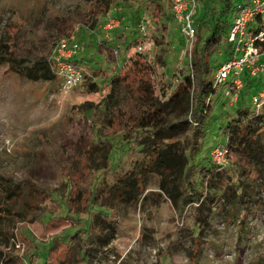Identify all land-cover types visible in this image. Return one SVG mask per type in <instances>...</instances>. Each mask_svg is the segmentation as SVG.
<instances>
[{"label": "trees", "instance_id": "1", "mask_svg": "<svg viewBox=\"0 0 264 264\" xmlns=\"http://www.w3.org/2000/svg\"><path fill=\"white\" fill-rule=\"evenodd\" d=\"M117 1L92 0L78 17L74 12L71 15L58 8L47 9L37 19L44 25L50 17L55 25L51 32L41 35L36 34L31 22L11 19L10 26L0 33V64H7L12 72L29 81H54L57 69L51 56L58 43L69 38L71 31L80 23L96 29ZM121 1L129 4L133 0ZM205 1V11L197 18L190 73L169 88L158 76L165 63L161 54L151 55L149 60L147 54L136 51L139 36L133 43L126 40L125 47L130 45L133 52H125L122 64L112 68L108 74L109 82L103 85V91L109 89V93L96 107L101 116L97 118V122L101 121L98 123L100 127L93 124L87 131L91 141L84 155H80L85 158L84 167L74 171L72 167L57 162L55 178L46 184L31 177L0 175L6 190L5 199L9 203L5 207L8 219L42 225H61V221H67L72 225L70 230L63 229L51 237L49 244L43 245L45 256L42 264H53L52 258L57 255L59 247L63 257L57 259L58 264H71L72 261L93 264L94 260L100 264L108 260L110 254L106 245L119 235L122 219L129 216L131 210L141 209L154 195L149 191L153 185L161 191L157 193L158 197L164 194L169 198L181 216L188 204L196 205L199 212L209 203L221 210L230 205L232 213L238 200H243L244 193L239 192L241 184L218 180V172L223 167L216 165L211 157L201 156H205L201 151L204 126L211 115L218 90L214 81L220 65L215 64L212 53L223 38L227 43L231 23L223 16L236 9L232 0H219L225 4L213 26L211 21L217 8L213 0H209L210 3ZM140 5H136L137 10L142 9ZM157 5L155 14L160 16L163 4L159 2ZM8 27L14 30V34ZM252 29L254 32L264 31V20L258 18ZM166 30L167 26H164L159 36L153 35L154 30H151L155 45L163 47L166 44ZM19 32H23L25 37L20 38ZM110 44H113L112 40L106 42V46ZM256 46L264 53V40L256 42ZM73 62L78 63L77 60ZM245 83L248 88L263 84L256 79H246ZM98 87L99 82L89 83L92 92H97ZM120 92H125L134 102L132 108L129 104L122 108L121 101L117 99ZM84 108L85 113H89L88 117L97 113L93 104L90 107L86 104ZM223 134L226 142L219 145H228L229 159L242 175L249 179L252 176L264 178V112L260 114L251 108L240 110L238 118L230 120ZM113 137H119L121 146L127 151L136 143L141 148L142 158L128 171L116 174L115 181L109 184L102 175L104 165L113 168L108 156L115 148L111 141ZM179 139H185V148L177 146ZM151 199L160 201L157 197ZM61 210L65 211V217L58 216ZM54 218L58 219L57 223H54ZM14 222L10 226L13 227ZM185 229L181 235L183 238L194 234ZM8 233L0 244L6 245L10 241ZM146 237L142 235L140 243L148 245L150 242ZM6 262L22 264L20 256L14 254H10ZM116 264L125 262H121L118 256Z\"/></svg>", "mask_w": 264, "mask_h": 264}, {"label": "rangeland", "instance_id": "2", "mask_svg": "<svg viewBox=\"0 0 264 264\" xmlns=\"http://www.w3.org/2000/svg\"><path fill=\"white\" fill-rule=\"evenodd\" d=\"M198 1L200 9L195 20L196 28L197 18L205 11L206 3L205 0ZM243 1L232 0L233 6ZM90 2L92 0H0V33L10 26L11 19L31 22L39 35L51 32L55 25L52 18H47L44 25L37 19L43 11L58 8L71 15L74 12L78 17L87 10ZM159 2L163 7L161 15L156 16L155 8ZM207 2L210 3L209 0ZM212 2L217 8L211 21L214 26L225 3L219 0ZM138 3L152 20L150 35L151 30H154L153 35L159 36L164 26H167L166 44L163 47L155 45L156 49L152 52L153 56L161 54L165 60L158 72L162 84L169 88L190 73L192 52L185 48L180 24L172 14L171 1L133 0L128 4L118 0L96 29L80 23L70 33L75 34L80 47L75 58L84 78L79 86L67 90L59 77L50 82L29 81L12 72L7 64H0V175L31 177L46 184L55 178L57 162L72 167L74 171L85 166V158L80 155H84L91 141L87 131L91 125L101 123L100 119L97 122L101 116L96 107L104 102V97L109 93V89L103 91V85L109 82L108 74L112 68L118 63L122 64L125 52H133L130 45L125 47L126 40L133 43L138 37L136 25L141 16L136 9ZM234 11V8L231 9L223 19L231 23ZM109 17L124 19L125 25L128 18H132L133 34L119 33V29L106 34L102 26ZM7 29L14 34L13 29ZM17 35L25 37L23 32ZM111 40L113 44L106 46V42ZM115 49L118 54L114 53ZM228 50L223 38L212 53L215 64L221 65L229 59ZM94 71L108 73L96 74ZM261 81L264 83V75L258 79V82ZM93 82L100 83L97 92L89 90V83ZM246 87L240 93L231 92V95L227 94V85L218 87L211 115L204 126L201 151L205 156H201L210 157V149L226 142L223 131L232 118H238L240 110L253 109L251 96L257 88ZM235 96L236 101L233 98ZM117 99L121 101L122 108L127 104L130 108L134 105L125 92H120ZM86 104L88 107L93 104L97 113L88 117L89 113H85L84 108ZM263 112L264 109L260 114ZM111 141L115 148L108 156L113 168L104 165L102 175V179L109 184L115 181L116 174L128 171L142 158L141 148L136 143H132L127 151L126 147L121 146L119 137H113ZM177 146L185 148V139H179ZM218 173V180L240 183L242 186L239 192L243 191L244 198L238 200L232 213L229 211L230 205L221 210L209 203L199 212L196 205L188 204L181 216L169 198L164 194L158 197L157 193L161 191L153 185L149 191H153L154 195H151L146 205L131 210V214L122 219L119 235L110 245H106L109 258L100 264H116L118 256L125 264H264V178H246L232 159H228ZM5 192L4 182L0 179V241L6 237V232L11 238L6 245L0 244V264H12L6 262L10 254L19 255L22 264H42L45 256L43 245L49 244L51 237L63 229L70 230L71 223L27 224L17 219L14 222L8 219L5 210L9 204ZM156 197L160 199L159 202L151 199ZM58 216L65 217V211H59ZM56 220L54 223H57ZM12 222L13 227L10 226ZM9 226L12 227L10 230ZM185 228L194 234L183 238L181 235L186 231ZM142 235L148 236V245L140 243ZM59 249L52 258L53 264H58L57 259L63 257ZM70 263L76 264L74 261ZM93 264L98 262L94 260Z\"/></svg>", "mask_w": 264, "mask_h": 264}, {"label": "built area", "instance_id": "3", "mask_svg": "<svg viewBox=\"0 0 264 264\" xmlns=\"http://www.w3.org/2000/svg\"><path fill=\"white\" fill-rule=\"evenodd\" d=\"M170 1L174 19L180 24V31L186 43L185 48L188 52H192L197 30L195 20L200 9L199 1ZM258 18L264 20V0H246L236 5L227 35L229 59L220 65L214 81L215 86L218 87L227 85L229 95L231 92L240 93L245 88L246 79L258 80L264 75V53L256 46V42L264 40V31L254 32L252 29ZM124 24V19L109 17L102 29L106 34H111L123 28ZM151 25L150 16L143 11L136 25L139 36L136 51L147 54L149 60L155 50V43L150 36ZM75 38V34H72L69 38L61 40L51 56L57 69V77L61 79L63 87L67 90L79 86L84 78L80 67L73 62L80 51ZM114 53L118 54V50L115 49ZM256 88L251 96V104L253 111L258 113L264 109V83L257 85ZM233 98L237 100V96ZM229 153L227 144L218 145L211 149L210 157L216 165L224 167L229 159Z\"/></svg>", "mask_w": 264, "mask_h": 264}, {"label": "crops", "instance_id": "4", "mask_svg": "<svg viewBox=\"0 0 264 264\" xmlns=\"http://www.w3.org/2000/svg\"><path fill=\"white\" fill-rule=\"evenodd\" d=\"M143 11H145V10H143V9H140L139 10V14L141 15L142 13H143ZM132 18H128V20L129 21H127V23H126V25L124 26V28H121V29H119L117 32H121V33H127V34H130V32H132V30H133V28H132V25H131V20ZM139 21V20H138ZM76 57V56H75ZM74 57V59L73 60H76L77 58H75Z\"/></svg>", "mask_w": 264, "mask_h": 264}]
</instances>
